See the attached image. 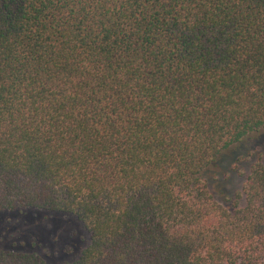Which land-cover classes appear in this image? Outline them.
<instances>
[{
    "label": "trees",
    "instance_id": "1",
    "mask_svg": "<svg viewBox=\"0 0 264 264\" xmlns=\"http://www.w3.org/2000/svg\"><path fill=\"white\" fill-rule=\"evenodd\" d=\"M263 128L264 0H0V213L77 218L65 264H264V149L203 178Z\"/></svg>",
    "mask_w": 264,
    "mask_h": 264
},
{
    "label": "rangeland",
    "instance_id": "2",
    "mask_svg": "<svg viewBox=\"0 0 264 264\" xmlns=\"http://www.w3.org/2000/svg\"><path fill=\"white\" fill-rule=\"evenodd\" d=\"M261 149L264 128L225 150L205 170L203 178L219 202L232 205L245 180L241 173L247 172L250 165L246 159ZM90 244L89 232L73 216L35 210L0 213V248L16 246L39 254L47 264H65L75 260Z\"/></svg>",
    "mask_w": 264,
    "mask_h": 264
}]
</instances>
